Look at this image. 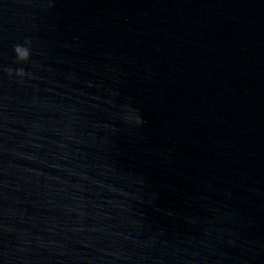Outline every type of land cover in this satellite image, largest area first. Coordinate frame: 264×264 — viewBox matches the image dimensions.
<instances>
[{
	"label": "water",
	"instance_id": "95a60500",
	"mask_svg": "<svg viewBox=\"0 0 264 264\" xmlns=\"http://www.w3.org/2000/svg\"><path fill=\"white\" fill-rule=\"evenodd\" d=\"M0 264H264V0H0Z\"/></svg>",
	"mask_w": 264,
	"mask_h": 264
},
{
	"label": "clouds",
	"instance_id": "9594fccd",
	"mask_svg": "<svg viewBox=\"0 0 264 264\" xmlns=\"http://www.w3.org/2000/svg\"><path fill=\"white\" fill-rule=\"evenodd\" d=\"M14 52L19 63H27L32 57V41L31 39H26L24 44H17L14 46ZM9 78L19 77L20 81L23 82L24 78L30 77L31 74L27 73L23 68L13 70L12 68L4 69ZM139 123H143L139 121Z\"/></svg>",
	"mask_w": 264,
	"mask_h": 264
}]
</instances>
